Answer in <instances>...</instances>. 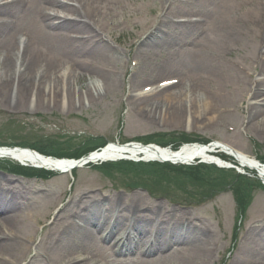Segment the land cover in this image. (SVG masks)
I'll return each mask as SVG.
<instances>
[{"label": "rangeland", "instance_id": "1", "mask_svg": "<svg viewBox=\"0 0 264 264\" xmlns=\"http://www.w3.org/2000/svg\"><path fill=\"white\" fill-rule=\"evenodd\" d=\"M195 1L206 4V8H194ZM260 3V0H81V5L84 6L83 14L90 19L93 29L100 28L101 34L110 38L107 43L111 47L106 49L104 46L106 51H108L107 58L104 61H99L88 51L92 44L96 46L92 40H88L89 38L84 39L87 40L85 42H78L69 38L67 32H63V30L61 34L51 36L46 33L45 29H42V32L46 35V39L40 36L39 38L34 37L31 21L34 18L37 22L36 15L41 11L44 3L43 0H30V4L26 7L24 14L14 18V26L17 27L14 32L26 33L27 35L31 33L33 35V41L27 45V50L37 46L49 58L60 61L62 64L61 79L64 83L59 80V76L56 74L57 81L55 83L52 81L44 85H51L58 89L61 84L63 86L65 84L70 91H74L73 95L75 98L68 102L67 98L65 100L64 92H61L59 96L55 93L53 95H45L41 98L42 101L40 99L36 101L34 97L20 100L17 104L14 99L10 104L5 100L3 102L0 101V142L16 138V140L20 139L29 143L40 144L70 141V145H72L78 143L79 140L86 136L101 135L112 140L120 127L122 129V137H126V134L174 131L170 128L177 123L172 121L171 118L177 120L179 117L170 116L168 112H171V110H166V105L163 103L164 93L143 98L147 102L155 99L160 100V103L153 108L155 112L150 110L147 103L148 109L144 113L134 108L136 107L135 103L129 104L125 101L126 94L132 83L135 87L142 86L172 75H185L193 78L192 75L188 74L190 71L188 67L189 61L193 59L194 62L200 58L204 63L208 61L217 65H231L237 71L238 69L233 63H244L255 72L256 65L253 62L259 56L254 57L264 52H261L257 46V43H262V37H257L255 33L259 20L255 23L254 36L250 32L252 26L251 14L254 13L253 16H255L259 14V11L263 12L262 9L260 10ZM165 4H171L172 6L173 11L170 12V15L199 14L204 16V23L207 24L194 27L192 29L193 34L189 37L178 34L180 29L183 28L179 26H173L172 32L166 37L160 34L150 36L153 38L149 42H157L158 45L152 47L147 45L143 56L140 54L142 61H144L142 62L143 69L139 73L140 78H138L140 82L137 83V78L131 76L133 71H131L132 65H130V61L133 60V57H136V54L139 57L140 51L137 49L140 42L138 41L139 35L152 28V22L156 21L155 16L158 8ZM50 12L56 13L58 16L62 15L56 10ZM241 21L245 23L244 35L239 36L238 26ZM69 30H72L70 33H79L80 31L73 28ZM202 30L207 31V36L196 38ZM0 31H2L1 27ZM257 31H262L260 25L257 26ZM82 32L77 35H82ZM12 33L10 31V34ZM228 33H233L236 38H230L227 36ZM136 41L138 42L136 43ZM131 42L136 44L130 45ZM67 44L75 50L80 51L81 48L84 52L71 55L66 51L69 50L66 47ZM2 46L0 43V54ZM13 51V54L17 53L15 48ZM141 51L144 50L141 49ZM193 54L200 55L193 57ZM81 59L84 60L85 64H88L87 67ZM165 65L167 70L164 68ZM100 70L114 72V74H110L111 79L108 82L109 84H107L108 86H104V91L99 96L94 93H92L93 97L90 96L91 93L81 95L80 91L85 92L86 89H89V86L91 88L100 86L97 80ZM46 76H48L47 72L42 80ZM206 76L208 75H204V78ZM263 77L264 74H254L249 79H261ZM42 80L41 86L43 85ZM68 80L71 83L69 86L67 84ZM93 82L95 84H92ZM233 82V79H221L220 82H217L213 77H209L208 86L212 89L225 86L228 91H231L233 84H235ZM78 94H80V97H78ZM243 95L244 92L242 94L231 93L227 97L230 101L220 103L218 106H229L241 111L242 105L246 104L244 101L245 96ZM187 97L191 99L192 94L188 93ZM208 101L206 104L207 108L209 107ZM158 109L166 110L167 112H159ZM182 111V108L178 109V115ZM217 113L218 111L215 110V116ZM243 120L244 118L241 114L232 113L227 116H219L215 118V122L206 123V125L202 122L200 126H195L189 122V128L199 127L196 132L198 131L201 134L197 135L209 139L226 140L236 147H244L243 149L251 154H254L255 151L257 154H263L264 131L248 132L243 130ZM178 124L183 125L184 128L186 126L185 123L181 122V119L178 120ZM223 125L234 126L235 131L227 132ZM256 139L263 141L262 144H257L260 145V148H256L253 144L258 142ZM76 172H78V179L70 189L71 179L68 174H59L47 181L22 179L24 185H40L46 191L44 199H34L35 205L29 206L27 210L30 213L43 212L46 207V200L52 199L55 194L58 197L55 199L54 205L62 200H64L62 203L66 204L71 196L85 195V198L96 199L100 198L101 194L105 196L108 193H115L117 196H122L123 201H119L117 204L124 209L129 203V198L134 196L136 205H140V203H160L165 208L163 210L164 214L171 210L173 221L169 222L171 218L161 215L158 220L160 227L172 225V223L173 229L185 230L187 226L191 227V235L200 238L207 247L204 250V254L198 255L204 263L196 259L194 264H231L230 260L234 262L233 257L237 258L239 264H264V255L261 254V252L264 253V191L261 189L254 191L248 212L243 216L247 220V224L245 221L239 225L237 244H233L231 232L232 225L236 223V214L234 201L229 191L220 193L214 199L201 206L193 207L187 205L186 207L174 204L162 197L152 198L141 189H122L113 185L110 180H107V178L90 167H83ZM68 189L70 194L65 198L62 197L61 194L63 195ZM71 204L78 206L75 200ZM97 207L101 208L102 206L99 203ZM183 217H188L189 222L192 224H182ZM34 219L35 216H32L31 223L33 224H35ZM179 230L176 232H179ZM137 242H139V239H137ZM234 247L235 249L233 250ZM236 249H238L237 253ZM192 263L185 260L179 262L175 258L170 263L164 261V263L155 264ZM141 264H145V262Z\"/></svg>", "mask_w": 264, "mask_h": 264}, {"label": "bare ground", "instance_id": "2", "mask_svg": "<svg viewBox=\"0 0 264 264\" xmlns=\"http://www.w3.org/2000/svg\"><path fill=\"white\" fill-rule=\"evenodd\" d=\"M45 6L37 13V22L33 18L31 21L32 31L34 37H42L46 39V35L43 34L42 29H45L48 35L54 36L59 35L63 32L70 33L69 29H75L80 31H87L89 26L87 25L86 16H84L78 8L80 6L79 0H43ZM198 9H205L206 4H202L199 1H195L193 6ZM17 12L14 5H7L0 7L1 11ZM58 10L61 13H65L63 18H58L57 14H53L50 11ZM252 13V12H251ZM251 14V19L261 18L262 14H257L253 16ZM67 17H73L76 20H64ZM192 24L184 25V28L180 29L179 34L185 35L186 37L192 36L193 27L198 25L197 23H183ZM261 30L264 32V21L260 24ZM0 27V43L3 45L2 50L5 51L4 56L0 59L1 69H0V101L5 100L7 103L14 99L17 104L20 100L28 99L29 97H34L36 101L43 98L45 95L55 93L59 94L64 92L65 100L67 98L68 102L72 101L75 96L74 91H70L68 87L61 84L60 88L55 89L54 86H45L44 84L51 83L52 81H57L56 74L59 76V80L62 81L61 68L62 64L60 61L53 60L47 55L43 54L34 46L32 49L27 50L26 46L22 48V60L20 63L19 70L15 69L13 49L18 48V44L11 38L8 33V26L1 24ZM244 21H241L238 26L239 36L244 35ZM69 30V31H68ZM201 37H205L206 33H200ZM227 36L230 38H236L233 33H228ZM90 40H92L95 45H91L88 51H90L95 58L99 61H104L107 58L108 51H106L108 44L104 41H98L99 38L95 35H90ZM85 42V41H82ZM147 45L149 47L158 45L155 42L143 41L140 47L138 66L133 70V77H136V82L139 83L140 80L139 73L143 69V61L141 55L145 52ZM105 46V48H104ZM69 50L67 53L75 55L76 53L84 52L83 49L75 50L70 47L69 44L66 46ZM83 48V47H82ZM143 49L144 51H141ZM141 54V55H140ZM140 58V61H139ZM264 61V59H263ZM212 63V62H211ZM204 63L201 58L189 61V73L193 76L194 84L190 78L183 80L177 85H170L163 89L149 91L146 94L153 93L157 95L159 93H164V105H166V110H171L168 112L170 116H177V120L171 118L172 121L178 123L181 118L184 122H195L199 118L205 119L207 122L211 119L208 117L214 112V106H216L217 101H230L229 98H221V93L227 92L225 86H220L221 88L212 89L209 88L208 84L204 80V75L206 77H213L217 82L221 79H233L238 89H245L250 92L251 98L246 111L248 117L252 118L255 128L259 129L264 127V88H260L261 81L254 82L253 80H248L245 76L235 70L231 65H217L216 63ZM147 66V64L145 63ZM33 68V71H32ZM165 68V67H164ZM207 69V70H206ZM206 70L205 72H202ZM40 71L39 80L35 79V74ZM261 69L260 72H263ZM43 79V77L46 75ZM81 77V76H79ZM42 80V86H41ZM98 83L100 86H89L85 92H81V95L100 94L103 87L109 82L110 75L100 70L97 76ZM69 81V82H68ZM67 81L68 86L71 85L70 80ZM63 82V81H62ZM228 82V81H224ZM15 83V85H14ZM64 83V82H63ZM92 84H95L94 82ZM181 84V86H180ZM264 84V82H262ZM140 86L139 88H141ZM138 88V89H139ZM57 90V91H55ZM93 90V91H92ZM190 91L192 97L189 101L186 98V92ZM131 93V92H130ZM214 93V94H211ZM80 94L77 96L80 97ZM208 94V95H207ZM215 94L217 96H215ZM145 96V95H144ZM142 96V97H144ZM149 96V97H151ZM184 96V98H183ZM141 97V98H142ZM162 97V98H163ZM182 97V99H181ZM139 98V99H141ZM161 98V99H162ZM210 104L207 108L206 104ZM147 103L150 110H153L159 103L160 100L155 99L150 102L144 101L142 112L146 113ZM170 106V107H169ZM182 108V112L178 115V109ZM166 110L158 109L159 112L166 113ZM154 111V110H153ZM155 112V111H154ZM190 120V121H189ZM217 147L221 149L222 152L226 154L233 155L232 147H228L227 144L220 142L215 143ZM211 147H198L196 145H184L180 147L175 152H171L168 149H159L154 147L143 148L138 145H127L118 146L117 144L108 145L101 155H92L91 159H112L123 154L128 155H142L146 158L154 159H170L173 161H186L192 158H206L205 154L208 151L205 149H210ZM238 151V150H237ZM240 152V151H238ZM8 154L9 157L18 158L21 161H28L30 163H35L41 167L51 170H64L67 173L70 171L71 162L67 161H51L50 159H45L41 156L32 154L25 150H12L10 153L3 152L0 149L1 154ZM237 160L249 168H256L254 160L245 158L241 154H235ZM259 167V166H258ZM259 172H264V168L258 169ZM46 191L40 192L39 190H33L31 187H26L22 185H14L11 180L6 176L0 175V264H81L85 262L86 264H100L96 258H99V254H103L105 258H101L104 264H108L106 259L114 257V260L131 258H143L145 264H153L154 262H163L162 255L165 248H170V250H177L181 256L186 255V262L195 263L196 257L203 254L204 243L196 236L191 235L192 230L190 226L186 227L183 233L173 232V229H158L153 230L151 216L157 213L154 207H145L143 211L146 213V217L141 220H133L130 222V227L134 235H139L140 245H131L128 240H124L120 243L119 240H113L112 230L117 229L120 225H127L128 222H123V220L115 219L111 224H103L97 218L98 208L92 207L91 212L87 209L85 216L80 219H75L71 214H67L66 209H60L54 213L49 224L42 228V232L39 240L34 243V237L31 236L34 232L32 224L29 222L31 215L24 214L26 206H22L23 202L28 200L30 194L40 195L44 194ZM117 200L116 197H106L101 198L99 202L103 206H110ZM33 202V201H32ZM31 202V203H32ZM30 203V204H31ZM76 214V212H72ZM70 219L71 224L64 223V220ZM109 229L110 233L106 236H101L99 239L94 238L91 234L92 229L100 230ZM152 232V236L146 237L148 232ZM96 243H102L99 248ZM34 246V253L30 255L31 249ZM79 251H83L87 257L80 259L77 255ZM110 252V254H107ZM262 255L264 253L261 252ZM116 258V259H115ZM100 259V258H99ZM234 262L239 264L236 257L232 258Z\"/></svg>", "mask_w": 264, "mask_h": 264}]
</instances>
